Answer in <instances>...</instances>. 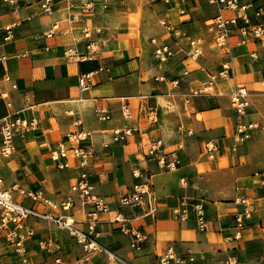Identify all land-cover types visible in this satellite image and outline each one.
<instances>
[{"label":"crops","instance_id":"obj_1","mask_svg":"<svg viewBox=\"0 0 264 264\" xmlns=\"http://www.w3.org/2000/svg\"><path fill=\"white\" fill-rule=\"evenodd\" d=\"M40 1L24 0L16 7L0 0V89L8 91L11 101L7 107L0 99V117L18 114L37 124L15 138L11 157L0 156V175L13 199L47 208L13 188L14 183L39 189L55 202L71 195L74 204L64 213L86 231L89 206L71 191L85 170L110 207L99 213L95 239L117 258L95 252L92 264H158L157 254L168 246L185 257L184 264H221L229 255L241 264H264V44L234 30L228 46L218 47L208 29L218 5L208 0H54L47 13ZM242 1L252 3L248 12L253 20L264 17V0ZM132 14L138 15L135 26ZM162 20L181 33L165 29ZM151 38L170 44L173 55L160 62ZM195 41L202 53L191 59L187 52ZM68 47L81 56H66ZM225 61L228 76H218L211 93L196 94ZM80 75L88 76L85 88L79 85ZM160 75L166 80L157 79ZM175 77L179 82L172 84L169 79ZM238 85L247 89L251 102L244 119L259 126L235 142L237 115L229 94ZM124 104L130 118L121 113ZM101 107L108 119L98 117ZM125 127L131 132L114 140V131ZM79 129L89 131L84 143L92 149L91 159L80 169L68 151L59 160L71 166L58 167L51 152L63 140L69 146L66 134ZM156 139L161 140L157 153L179 160L175 169L159 166L150 153ZM134 170L140 175L134 176ZM139 181L149 182L152 193L140 206L121 205V194ZM241 198L251 201L253 213L237 234L234 215L243 209ZM182 199L203 203L204 229L193 210L186 219L175 217L172 209ZM148 200L155 204L154 216L144 214ZM116 212L125 220L115 221ZM27 224L33 234L24 240L23 256L0 234V264H54L56 257L71 264L85 255L68 229L32 217ZM121 226L145 232L140 249L131 247V235ZM39 240L46 241L47 249Z\"/></svg>","mask_w":264,"mask_h":264},{"label":"built area","instance_id":"obj_2","mask_svg":"<svg viewBox=\"0 0 264 264\" xmlns=\"http://www.w3.org/2000/svg\"><path fill=\"white\" fill-rule=\"evenodd\" d=\"M10 2L16 7L20 5L24 0H3ZM169 1V0H166ZM210 3L218 5V12L211 19L208 29L212 33V37L215 44L218 47H227L229 44L230 35L236 30L243 39L252 38L259 39L264 44V17L260 20H253L252 15L248 12V9L252 7L250 1L242 0H208ZM54 4V0H41L40 8L43 12H50ZM233 12L232 15H227L226 12ZM180 12L184 13L185 8L180 7ZM255 16H259L258 11L255 12ZM162 24L165 29L172 31L175 35H179L181 32L178 28L173 27L166 20H162ZM7 30L10 26L5 27ZM51 32L47 33L50 34ZM85 36H89V32L85 31ZM151 42L154 44V55L160 61H166L173 55L174 49L168 43H159L155 38H151ZM93 41L88 42V47L92 45ZM200 41L191 43L190 49L187 52L191 59H197L201 53ZM68 57L81 56L75 49L68 47L64 51ZM3 57H0L2 60ZM230 70V65L225 61L219 71L212 73L208 76L204 86L198 90H195L196 94H209L215 89L216 78L227 77ZM5 80L10 81L8 75L4 76ZM87 75L79 76V85L82 88L87 86ZM159 80H166L165 75L157 77ZM172 84H177L179 78L175 77L169 79ZM12 87H16L15 83H12ZM248 91L243 85H238L232 89L229 94V100L231 106L234 108L237 115L236 133L234 135L235 142H240L243 139L244 134L259 126L257 121H247L244 116L247 114L248 109L251 106V102L248 96ZM0 99L3 100L7 107L11 106L9 93L6 90L0 89ZM121 113L124 118H130L132 113L128 104H124ZM98 117L101 119H108L110 117L107 109L101 107ZM36 121L34 118L28 119L26 117L19 116L18 114H7L0 117V156L2 158H9L14 152L15 145L14 140L17 136L23 137L28 131L36 128ZM131 127H125L121 130L114 131V140L123 139L125 135L131 132ZM69 146L66 145L63 140L60 142L58 149L51 152L53 160L57 161L58 167H69L70 162L66 160H59L60 157L66 156L68 151H71L72 155L77 159L76 166L78 168H84L92 157V149L86 145L84 141L89 137V131L85 129H79L70 131L65 136ZM161 145V140L156 139L153 141L150 149V153L153 154L159 166L166 169H175L179 160L172 154L171 157L166 156L165 153H157L158 147ZM207 149L212 151V145L207 143ZM134 176H139L138 170L133 171ZM264 179V176L262 177ZM13 188L20 190L22 194L27 195L33 200L41 201L47 206L45 210H38L31 206L25 205L16 201L12 197L11 190L4 184V179L0 175V234H3L5 241L14 247L16 251L23 256L25 253L24 240L33 234V229L28 227L27 221L30 217L36 219H44L56 224L60 228H66L71 234H73L77 241L82 245L85 255L82 258L76 259L71 264H92L90 258L95 252H105L109 259L117 261L116 255L110 251L106 246L102 245L95 239V225L98 221L100 212L109 211L110 207L105 201L103 196L97 194L94 191V185L89 178L87 171L82 170L75 182L71 185V191L76 193L83 206H89L87 211V230L83 231L76 228L73 225V217L71 214L64 213L74 204L73 197L71 195L65 197L59 202H55L47 197H44L39 189L31 190L20 187L17 183L13 184ZM152 193V186L147 181H139L133 184V188L130 192L121 194L119 202L123 206L136 207L142 205L146 198ZM239 202L243 204V209L236 212L235 223L237 227L236 233L238 234L240 228L245 224V220L252 217L251 201L247 198L239 199ZM59 209L62 213H56L55 210ZM155 204L153 200H148L147 209L144 211L145 215L154 216ZM190 210L194 211L196 220L200 228L204 229L205 216L204 205L201 201L189 202L182 199L179 204L175 205L172 209L177 219L183 220L189 216ZM115 221H124L125 217L120 212H116L114 216ZM121 230L124 233L131 235L130 245L134 249H140L143 242L146 239V234L139 228L132 226H121ZM39 245L47 249V243L45 240H39ZM158 264H184L185 257L177 254L171 246H168L163 252L157 254ZM54 264H67L61 257L54 259ZM221 264H241L239 259L235 255H229L221 261Z\"/></svg>","mask_w":264,"mask_h":264},{"label":"rangeland","instance_id":"obj_3","mask_svg":"<svg viewBox=\"0 0 264 264\" xmlns=\"http://www.w3.org/2000/svg\"><path fill=\"white\" fill-rule=\"evenodd\" d=\"M131 20H132L133 25L135 26V24H137V21H138V15L137 14H132L131 15Z\"/></svg>","mask_w":264,"mask_h":264},{"label":"bare ground","instance_id":"obj_4","mask_svg":"<svg viewBox=\"0 0 264 264\" xmlns=\"http://www.w3.org/2000/svg\"><path fill=\"white\" fill-rule=\"evenodd\" d=\"M252 140V139H251ZM254 141V140H253ZM222 156V155H221Z\"/></svg>","mask_w":264,"mask_h":264}]
</instances>
